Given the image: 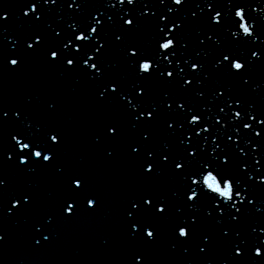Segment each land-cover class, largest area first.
<instances>
[{
  "label": "snow or ice",
  "instance_id": "snow-or-ice-1",
  "mask_svg": "<svg viewBox=\"0 0 264 264\" xmlns=\"http://www.w3.org/2000/svg\"><path fill=\"white\" fill-rule=\"evenodd\" d=\"M162 2L166 4L167 0ZM187 2L188 0H173V4L180 5L181 8ZM105 4L107 7L103 4L94 5L95 11L84 21H78L75 17L76 13L84 14V0L70 4L72 15L69 18L72 23L67 28L71 31H66L63 27H53L49 21V13L53 7L59 5L63 8L59 0H25L21 4L23 13L20 19L27 18V22L35 26L34 30L20 35L18 39L12 37L14 43L11 49L0 42V55L7 67L17 73L24 70L29 58L38 56L62 76H74L78 83L82 80L92 83L96 102L114 108L116 115L101 123L98 132L93 134V142L103 147L106 160L119 159L123 143L128 158L135 163L136 172L144 181L143 187L134 191L125 202L124 220L131 240L155 245L160 239L161 222L172 221L171 229L176 241L173 248L193 241L199 233L202 238L199 250L201 253H208L216 243V234L205 233L200 226L203 222L210 221L220 228L218 238L230 246L232 264H241L238 258L247 255L249 240L244 238L241 231L231 226L239 225L251 213L249 205L255 206L257 201L250 199V181L253 177L249 164L241 159L237 167L235 161L241 153L244 157L248 156L245 149L239 147V144L245 143L242 129L254 132L255 137L264 139V127L256 130L257 121L260 126H264V118H260L264 113L253 114L256 112V105H246L243 97L237 94L231 84L219 79L216 81L211 104L197 106L186 96L173 95L171 88L178 87L193 92L196 97L204 100L207 91L201 89H205L206 80L212 79V73L205 71L207 64L204 57H208L209 52L201 48L195 55L189 56L187 53L189 44L182 32L185 25L175 15L179 9L170 8L167 15L151 13L152 19L148 22L154 24L155 31L151 41L144 45L132 39V36L145 22V12L137 14L126 10V6L130 4L136 8L138 4H142L149 9L156 5L151 0H116L115 3L113 0H105ZM117 4L125 11L120 16L121 31L111 43L120 46L123 59L131 69V73L121 77L111 75L113 64L105 58L110 47L106 36L110 28L117 24V13L112 11ZM205 7L209 10V13H205L204 20L207 31L201 30L200 44L207 46L211 41L218 47L214 70L222 76L249 84L251 79L248 71L253 61L247 53L225 47L216 34L225 28V8L221 6L217 10V5L212 0H207ZM248 7L228 0L227 15L231 18L232 25L227 27V31L237 42L261 39L256 32L255 21L248 18ZM200 11L204 13V8ZM192 15L195 17L197 13ZM60 19L63 20V17ZM11 20L9 12H0V29L3 33L9 31L4 23ZM43 24L47 27L39 26ZM235 46L239 49V43ZM262 55L264 54L260 51L252 52V57L255 58H261ZM156 81H163L168 85L159 100L152 98L151 84ZM214 107L219 112H213ZM58 109V100L48 101L49 112L55 113ZM209 112L212 114L209 115ZM249 117L251 123L246 122ZM124 119L127 121V129ZM12 120L19 121L20 126L10 134L14 143L6 150V159L2 162L6 164L11 161L16 171L25 174L42 171L54 174L63 185L58 203V212L63 217H76L81 212L98 210L103 198L94 187L89 174L69 167L64 161L68 139L65 128L55 122L37 123L26 106L18 110L0 107V126ZM161 125L166 126L165 130L170 137L175 138V145L169 140L162 143L154 141V130ZM230 129L232 135L228 134ZM237 133L239 136H236ZM221 137H227V141L233 142L236 147L230 151L227 145L222 146L218 142ZM210 141L213 146L209 152ZM247 143L251 144L252 141ZM254 146L260 148L261 143ZM259 162L257 160V164ZM166 172L179 182V186L172 188L170 194L158 189L153 183ZM245 173L249 183L245 182ZM258 179L264 183V175ZM9 182V177L0 171V198L6 197L8 200V204L0 203V213L6 211L9 216H15L18 211L24 212L34 205L36 192L30 185L9 192ZM174 201H182L190 213L197 215H179L173 220ZM184 207H178L177 211L183 213ZM201 212L204 213L203 217L198 215ZM2 220L3 217L0 216V222ZM54 221L55 216L48 215L46 220L34 222L32 239L35 246L43 247L45 243L51 242L53 233L49 226ZM259 223L258 221L257 224ZM259 231L264 233V227H260ZM6 241L7 234L0 232V244ZM252 247L255 258H258L256 264H259L264 260V237L256 236ZM185 251L188 249L185 248ZM125 264H149L148 252L131 250ZM206 264L214 262L209 259ZM224 264H229V261H224Z\"/></svg>",
  "mask_w": 264,
  "mask_h": 264
},
{
  "label": "water",
  "instance_id": "water-1",
  "mask_svg": "<svg viewBox=\"0 0 264 264\" xmlns=\"http://www.w3.org/2000/svg\"><path fill=\"white\" fill-rule=\"evenodd\" d=\"M24 2H25V0H0V12L7 11L11 14V17H12V20L10 22L4 23V26L8 27L9 31L7 33H3L2 29H0V42H2V44L4 45V42H5L4 39L8 38L10 40L8 42L9 43L8 45L10 46V48L12 47V44L14 43V40L12 39V37H16L18 39L19 37H17V36L21 35L22 33H28V32L33 31L34 27H35V26L30 25L27 22V18L20 19V17L22 16V13H23V9L21 7V4H23ZM74 2H77V0H59V4L63 5V8H61L59 5L52 8L51 12L49 13V21L52 23L53 27H57V28L63 27L66 31H71L70 29L67 28V25L72 23V20L69 18L70 15H72V9L69 7V5L74 3ZM84 3L86 5L85 10H84V14L83 15H81L80 13L75 14V17L78 21L86 20L87 16L89 14H91L88 0H84ZM44 7L47 8V5H44ZM61 17H63V20L60 19ZM39 26L42 28L47 27L46 24L39 25ZM47 30L51 31V29H47ZM20 32H22V33L20 34ZM27 67H29V71H31L30 72L31 76L28 75V78H27V74H22V73L18 74L16 72L15 74H17V75H15V76L19 77L20 82H18V84H14V85H13V83H11V82L10 83H11V85H13V88L19 90L20 93L22 91V87H24V90H26V92L29 93V95L27 97H25L27 101L25 99H24L25 101H22V98H21V101L25 102L26 106H30L29 110L33 109L34 105L36 106L35 109L47 108L46 104L48 101H46V100L48 99V97L50 95L55 93L54 95L57 96V94H58V96H59L62 92V89L66 91L67 88L76 89V85L78 87V82L76 81L74 76H64L65 80L64 81L61 80L60 78H63V76H60L61 75L60 72L54 68L47 66L43 62V60L38 56H34V57L29 58L24 69H26ZM0 74L5 75L6 78L8 77L5 73H3L2 69L0 70ZM5 77L2 76L0 79V92H1V94L3 91L6 90V88L8 87V83H9L7 80H5ZM11 77L12 76H10L8 78V80L11 79ZM29 80H31V81H29ZM58 82H61L62 84L57 85L56 83H58ZM43 83H45V84H43ZM54 84H56L57 86L56 85L54 86ZM65 84H66V86H65ZM80 85L84 86V91H85V93H80L81 97L78 98V100H80L79 101V104H80L79 107L82 108L80 113H83V114L89 113V116L92 118L95 116V114H94V109H95V111L97 113H99L101 111V113L104 117V120H105L107 118L106 114H109L108 113V107L106 105H100L96 102V100H95L96 92H95L94 85L92 83L88 82L87 80H82L81 82H79L78 88H80ZM35 86H37L38 88H35ZM59 86L61 88H59ZM54 87H56L57 91H54ZM77 93H78V91L76 90V94ZM7 94H8V96H10L8 91H7ZM18 94L19 93L16 92L15 96ZM29 98H31V102H29ZM84 98H86V99L82 101V99H84ZM15 100H17L16 97H15ZM76 110H78V109H76L75 105L72 106L69 101H65V99H64L63 108L61 109V111L59 110L56 112V116L59 119V123L60 124H61V122L64 123V121H62L63 120L62 115L64 117H67V118H73L74 117L73 114H75L74 112ZM29 112H31V111H29ZM36 121H38V119H36ZM88 122H90V121H88ZM93 124L95 126V128L93 129L94 132L92 133V135H89L92 140H93V134L98 132L99 127L101 125L100 123L97 124V122H94ZM96 126H98V127H96ZM83 128L86 129L85 126ZM89 136L87 135V138H89ZM80 141H81V145H83L86 142V140L83 137H82V139H80ZM91 143L93 144L94 142L91 141ZM86 147H88V146H86ZM68 150L70 151V153H71V151H73L72 149H68ZM75 151L79 152L78 146H76L74 148V151L70 154L69 158H71V159L68 160V165H69V167H71V165H72L73 166L72 168L83 170V169H80L78 164L73 163L72 157H76L78 155V152H75ZM64 154H66V153H64ZM90 170L91 169H86L83 171H90ZM110 173L113 174L112 171ZM88 174L92 180L94 187L99 192L101 189L106 187V183L104 181V177H106L105 176L106 171H103L102 173H99L98 171H92V172H89ZM54 178L59 180L56 176H54ZM17 180L21 181L19 178H17ZM17 180H16V182H17ZM41 180L43 182L46 181L43 178H41ZM9 181L11 183V186H14V184H15V186H16L15 189H18V187L19 188L24 187V184L22 182L16 183L15 181H13L10 178H9ZM113 181L118 183L117 175L114 177ZM47 182H49V181H47ZM49 185H50V182H49ZM52 186L50 187L51 189H53ZM114 186L116 187L114 189L115 197L120 198L119 185L114 184ZM15 189H13V190H15ZM39 189H40V195H39L38 199H36L34 205L30 209L20 213V214H22V217L20 216L18 218L19 221L16 220L15 216H14L15 219L12 218L13 216H9V217H7V220L3 219L2 222H0V232H5L7 234L6 243L0 244V250L2 252L4 251V249L9 248V250H11L12 253H15L17 251L18 258H21L22 256H26L27 251L25 252V250H27L26 247H29V243L34 248L37 246H35L34 242L27 243L25 241V238H26L25 236H29L27 234L25 235V231L27 230L30 235L34 234L33 224L35 221H37V220L44 221V219H43L44 217H46L48 215H54L55 216L54 224L49 226L51 228L52 233H53L52 240H51V242L44 244L45 245L44 248L46 249L47 252H45L44 255L43 254L37 255L36 251H34L33 253H30L31 256H27L23 260L22 264H47L44 262L45 257L49 258V260H50L48 262V264H52L54 262H55L54 264H63L65 262H66V264H72L75 260H76L75 264H100V262H102L103 264H118L117 254H116L114 247H112V246L109 248L110 256L103 254L102 256L99 257L100 258L99 261L93 260L95 258V255L98 254L93 248H96L97 251L102 250L103 249V243H100V240H101V242L102 241L105 242L106 236L112 237L114 235V232H115L114 229L106 228L107 225H109V223L106 225H102V221L100 222V221L95 220L96 221V223H95V221L91 218L92 225L97 224V226H100V227L102 226L101 229L99 230V232H97L96 227L91 226L90 222H89L90 224L87 225V227L85 226L86 230H88L90 227H92L95 234H98V236H97L98 238L95 236L92 237L93 243H91L90 242L91 239L89 240L88 237H85L86 232L81 231V229L79 228L80 226L82 227L81 220L79 219L80 217L79 216L67 217V218L63 217L58 212V203L59 202L49 200L47 198V196L44 194V191L46 189H41V186H39ZM108 197H109V192H107L106 194H102L103 200L107 199ZM6 201L8 203V200H6ZM120 204H121V202H117L114 205V209H113L112 213L110 212L105 216L102 215L104 217L103 219H105V218L109 219L110 217H114L113 215H118L120 213L122 214V212L119 211ZM45 205H46V207H45ZM41 210H43V211L41 212ZM103 210H101V211H103ZM83 213H86V212H81V215ZM85 216L87 218L89 217V219H90L91 211L86 213ZM22 221L24 222V224L22 223ZM13 222H14V224L12 225ZM12 228H14V229L20 228L22 230H21V232H18ZM44 234L46 235L47 232ZM37 238H40V237H37ZM105 247H106V244L104 246V250H105ZM52 248H54L55 250L53 251ZM28 250H30V248H28ZM113 250L115 251V255H116L117 260L115 258L114 253H113ZM56 252H57V254L59 253L60 257H63L64 259H62V260L60 258L56 259V255H57ZM121 259H123V256ZM110 260H112L113 263H111ZM3 261L4 262H1V260H0V264H20L19 262L17 263L16 259L10 260L9 258H4Z\"/></svg>",
  "mask_w": 264,
  "mask_h": 264
}]
</instances>
